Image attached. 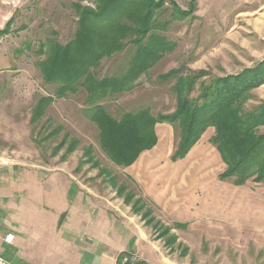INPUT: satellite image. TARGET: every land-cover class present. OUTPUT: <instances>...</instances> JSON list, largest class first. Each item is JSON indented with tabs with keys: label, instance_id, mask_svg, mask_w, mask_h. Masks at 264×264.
<instances>
[{
	"label": "rangeland",
	"instance_id": "obj_1",
	"mask_svg": "<svg viewBox=\"0 0 264 264\" xmlns=\"http://www.w3.org/2000/svg\"><path fill=\"white\" fill-rule=\"evenodd\" d=\"M74 1L97 6V0L0 2V29H6L0 36V54L6 58L0 66V252L14 264H24L16 256L20 246H25L36 264H101L96 244L78 239L81 251L76 252L74 241L63 245L55 232L66 231V224H61L69 209L88 214L96 208L117 219L111 207L93 204L85 193L86 202L77 201L80 187L73 176L81 174V181L88 186L117 191V197L131 196V202L125 203L130 204L131 213L140 216L136 218L139 222L145 220L143 227L149 230V238L143 240L134 234L133 239L123 238L119 243L128 246L125 252L137 254L147 263L264 264V182L249 179L237 185L219 179L227 167L211 141L215 128L207 129L188 155L180 158L184 160L178 165L187 173V180L183 183L178 177L172 184L176 192L186 186L189 212L173 214L160 208L163 199L155 206L151 199L147 198L146 204L136 197V186L122 174L124 167L116 165L101 148L100 129L84 113L83 94L55 97L43 117L33 120L38 100L49 92L54 95L57 88L46 83L36 66L43 58L37 54L39 44L55 34L62 43L70 40L78 18ZM160 1L168 11H186L188 18H161L171 20L167 28L158 30L168 51L148 76H143L140 87L112 104L111 114L120 115L121 107L130 110L147 103L155 114L172 113L175 79L159 77L171 69L183 70L182 75L205 70L209 78L238 74L264 61V0ZM129 47L113 59H104L103 71H120L134 52V46ZM249 94L246 107L259 105L264 100V83L250 89ZM158 130L161 138L150 150H164L173 156L180 142V128L163 122ZM260 130L264 131V125ZM73 141L76 145L72 149ZM125 185L127 188L121 190ZM161 187L159 184V190ZM183 200L181 196L176 202ZM76 214L64 222L76 228ZM119 224L117 219L116 227ZM9 232L15 239L4 243ZM57 247H65L56 251L58 256Z\"/></svg>",
	"mask_w": 264,
	"mask_h": 264
},
{
	"label": "trees",
	"instance_id": "obj_2",
	"mask_svg": "<svg viewBox=\"0 0 264 264\" xmlns=\"http://www.w3.org/2000/svg\"><path fill=\"white\" fill-rule=\"evenodd\" d=\"M77 15L74 35L66 43L51 35L40 42L36 62L46 83L57 88L43 95L36 105L33 120L42 118L55 97L70 98L83 94L84 113L100 129L99 143L114 163L128 167L145 150L158 143L156 125L169 123L180 128V142L172 160L186 157L205 131L215 128L212 143L227 169L219 179L244 185L251 179L264 182V100L246 107L249 90L264 83V61L238 74L205 77V70L171 69L160 74L163 80L175 79L172 92L176 97L172 113L152 112L149 103L134 109L119 108L111 114L112 104L141 86L143 76L168 51L165 38L158 32L171 21L164 15L184 21L186 11L167 10L160 0H97L96 8L72 2ZM8 23L7 25H9ZM7 28V27H6ZM6 29H0V36ZM134 46L132 57L120 71H103V60ZM104 72V73H103ZM205 77V78H204ZM65 140L61 143L64 145ZM73 149L76 145L72 142ZM127 185L120 187L126 189ZM120 191V190H119ZM130 203L131 196H125ZM142 200V199H141ZM139 210L143 207L139 205Z\"/></svg>",
	"mask_w": 264,
	"mask_h": 264
},
{
	"label": "crops",
	"instance_id": "obj_3",
	"mask_svg": "<svg viewBox=\"0 0 264 264\" xmlns=\"http://www.w3.org/2000/svg\"><path fill=\"white\" fill-rule=\"evenodd\" d=\"M5 59V56H1L0 54V66L3 65L4 62H6ZM159 124L156 125L158 141L161 138V134H159L158 130ZM182 160L178 159L173 161L171 153L167 154L164 150L151 151L149 149L142 152L139 155L138 159L132 163V165L122 168L121 171L123 176L129 182H133L136 186L137 198H142V200L144 199L145 202L146 200L151 199L152 203L155 206L159 205L158 199H163L162 204L159 205L160 208H166L173 214L176 212L183 213V211H186L188 213V202L186 201V199L188 198V194L186 186H182V191L178 189V191L176 192L172 184L175 178L178 177L182 179L183 183H186L187 173H185V171H183L178 165L179 163H182ZM81 176V174L80 177H78L77 174L73 176L74 179L79 182L78 187H80L79 190L76 191V193H79L80 196L78 197L77 201L81 204L85 203L87 200L84 198L85 193L87 194V196L92 198L93 204L100 203L103 206L105 205L111 207V210L117 216V219L120 220V226L116 227L117 219L112 218V216L110 214L108 215L106 212L101 213L99 209L93 208L94 210H91L88 214H84L83 210H78V208H76L74 210H67L63 215L65 217L62 219L63 223L61 225L63 226V224H66V231H55V226L52 231H55L57 233V236L61 240V244L63 245L64 243L69 244L71 240L74 241L77 246L74 248L76 252L77 250H80L78 246V239L86 240L90 245L96 244L95 247L99 248L100 253L98 255L100 258H102L101 264H118V256L120 255V253L129 250L128 246H123L122 243H119L121 239H125L128 237L130 239H133L134 234L136 235V237L138 236L143 240L149 238V230L147 231L146 228L143 227V224H145V220L139 222V220L136 219L140 216L136 213H131L130 204L125 203V197H117V191L111 193V190L108 191V188H104L103 191H100V189H98L97 187L84 184L81 181ZM56 178V181L59 183V177ZM159 184H162L160 190L158 188ZM112 189L114 190L115 188L112 187ZM114 195L117 198H114ZM181 196L184 200L179 204L178 202H176V199L180 198ZM146 204L148 203L146 202ZM70 214H76L78 217L76 228L72 227L69 222L65 223L70 217ZM124 230L128 231L127 234H124ZM9 234L14 237L13 233L10 232L6 234V236ZM64 234L66 236H64ZM67 235L70 237H68ZM5 242L6 241L4 238V243ZM24 247L25 246H20L18 248L16 255L17 258L24 261V264L35 263L36 261L34 262L33 260H31ZM65 247H57L55 250V254L56 251L63 250V248ZM84 250L85 249H83V251ZM0 254L2 253L0 252ZM77 254L79 253H76L74 258L77 257ZM63 259L66 260L65 257H63ZM43 263L46 264L47 262L44 261Z\"/></svg>",
	"mask_w": 264,
	"mask_h": 264
},
{
	"label": "built area",
	"instance_id": "obj_4",
	"mask_svg": "<svg viewBox=\"0 0 264 264\" xmlns=\"http://www.w3.org/2000/svg\"><path fill=\"white\" fill-rule=\"evenodd\" d=\"M3 4H8L7 0H0ZM2 16V9L0 8V18ZM4 164H9V160H3ZM13 236L11 234L7 235L5 237L6 242H11L13 240ZM119 257L118 264H156V263H147L145 262L141 256H138L137 254H132L128 252H121ZM0 264H14L13 261H10L8 258H5L2 254H0Z\"/></svg>",
	"mask_w": 264,
	"mask_h": 264
}]
</instances>
